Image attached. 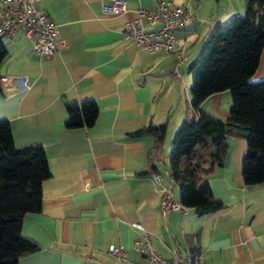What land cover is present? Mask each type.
Segmentation results:
<instances>
[{"label": "crops", "instance_id": "1", "mask_svg": "<svg viewBox=\"0 0 264 264\" xmlns=\"http://www.w3.org/2000/svg\"><path fill=\"white\" fill-rule=\"evenodd\" d=\"M110 0H37V8L58 26L64 47L38 56L21 32L3 39L8 50L0 62V119L11 125L16 146L40 143L50 175L41 183V209L28 212L22 235L38 249L17 264H119L108 252L123 245L126 256L141 260L132 248L142 232L154 251L170 256L195 253L202 264H264V181L245 186L241 158L245 138L228 135L224 164L203 177L220 210L195 214L194 208L159 210L160 193L151 173L174 200L178 187L169 174L171 140L181 122L193 114L189 69L216 24L244 11V0H122L127 10L107 14ZM160 1L183 4L188 24L175 31L176 52L151 53L123 38L121 29L136 16L135 8H154ZM157 27L154 26L152 29ZM264 79V48L252 81ZM85 99L97 104L89 127L66 128L69 106ZM228 90L205 97L200 108L226 119ZM165 124L155 158L151 133L131 132Z\"/></svg>", "mask_w": 264, "mask_h": 264}, {"label": "trees", "instance_id": "2", "mask_svg": "<svg viewBox=\"0 0 264 264\" xmlns=\"http://www.w3.org/2000/svg\"><path fill=\"white\" fill-rule=\"evenodd\" d=\"M263 48L264 0H244L243 13L210 29L190 64L193 114L173 135L168 165L180 204L194 208L197 215L223 207L203 177L224 164L229 134H239L246 141L241 158L243 184L264 181V79L251 80ZM7 53L0 40V62ZM222 90H228L231 99L224 120L200 108L205 97ZM96 115V102L85 99L67 108L63 126L89 128ZM145 133L155 137L149 154L152 161L160 150L165 124L142 127L131 135ZM49 175L43 146H16L9 121L0 119V264H17L20 256L39 248L33 239L21 234L20 228L26 213L41 209V183Z\"/></svg>", "mask_w": 264, "mask_h": 264}, {"label": "built area", "instance_id": "3", "mask_svg": "<svg viewBox=\"0 0 264 264\" xmlns=\"http://www.w3.org/2000/svg\"><path fill=\"white\" fill-rule=\"evenodd\" d=\"M37 0H0V40L10 39L17 32H21L32 43V51L38 56H51L65 45V41L57 38L58 26L52 22L36 6ZM107 14H119L127 10L122 0H110L102 6ZM136 16L127 20L122 29L123 38L130 40L138 47L147 51L171 52L177 50L175 31L191 20V12L183 4L171 1H160L156 7L135 8ZM155 29L152 27L156 26ZM176 59L182 61V52H176ZM7 77H0L3 83ZM153 183L158 186L160 193L159 210L164 217L168 210H181L184 206L170 197L162 187L161 176L157 172L151 173ZM135 229L142 232L140 238H135L132 248L143 258L130 259L121 244L108 247V252L115 256L119 264H202L199 257L189 253L182 255L171 249L170 256L164 257L156 253L151 245L149 235L140 222L132 223Z\"/></svg>", "mask_w": 264, "mask_h": 264}, {"label": "rangeland", "instance_id": "4", "mask_svg": "<svg viewBox=\"0 0 264 264\" xmlns=\"http://www.w3.org/2000/svg\"><path fill=\"white\" fill-rule=\"evenodd\" d=\"M243 13V12H242ZM242 13H240V14H242Z\"/></svg>", "mask_w": 264, "mask_h": 264}]
</instances>
